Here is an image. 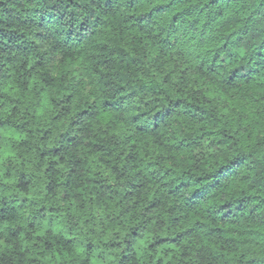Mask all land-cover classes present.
<instances>
[{"label":"trees","instance_id":"trees-1","mask_svg":"<svg viewBox=\"0 0 264 264\" xmlns=\"http://www.w3.org/2000/svg\"><path fill=\"white\" fill-rule=\"evenodd\" d=\"M0 264H264V0H0Z\"/></svg>","mask_w":264,"mask_h":264}]
</instances>
